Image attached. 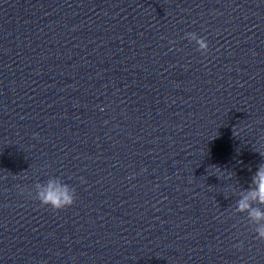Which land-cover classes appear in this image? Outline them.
<instances>
[{
  "label": "water",
  "instance_id": "obj_1",
  "mask_svg": "<svg viewBox=\"0 0 264 264\" xmlns=\"http://www.w3.org/2000/svg\"><path fill=\"white\" fill-rule=\"evenodd\" d=\"M261 167L264 0H0V264H264Z\"/></svg>",
  "mask_w": 264,
  "mask_h": 264
},
{
  "label": "clouds",
  "instance_id": "obj_2",
  "mask_svg": "<svg viewBox=\"0 0 264 264\" xmlns=\"http://www.w3.org/2000/svg\"><path fill=\"white\" fill-rule=\"evenodd\" d=\"M200 43L201 47L205 48L207 51L208 44L204 43L203 41H200ZM252 183L257 184L255 189H251L253 198H258L259 203H264V167L258 169L256 176L253 177ZM64 187L66 189V186ZM40 202L42 206H51L52 209L59 210L71 206L74 203V199L67 193L66 190L64 192H59L51 188L50 182L49 190L46 193L41 194ZM249 207H251V205L246 204L243 200L240 202L241 210ZM252 214H254L257 219L264 218V212H260L259 210H253L250 215ZM256 232L258 233V238L264 239V229L258 228ZM240 246H242V242Z\"/></svg>",
  "mask_w": 264,
  "mask_h": 264
}]
</instances>
